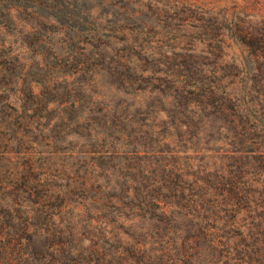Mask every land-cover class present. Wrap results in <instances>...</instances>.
I'll use <instances>...</instances> for the list:
<instances>
[{
	"label": "rangeland",
	"instance_id": "obj_1",
	"mask_svg": "<svg viewBox=\"0 0 264 264\" xmlns=\"http://www.w3.org/2000/svg\"><path fill=\"white\" fill-rule=\"evenodd\" d=\"M101 2V13L126 18L129 28L140 29L138 41L147 48L149 70L143 75L164 79L161 86L169 84L171 74L191 69L214 81L211 72L218 66L222 87L232 78L237 83L249 69L242 63L251 54L261 55L251 64L260 77L264 73V0L90 4ZM52 31L51 42L57 48L62 35ZM7 51V45L0 48V243L8 240L11 250L0 254V264H264V156L221 153L258 141L264 150V138L246 135L244 125L233 127L225 121L228 131L222 133L231 142L238 138L234 145L202 133L194 138L182 132L180 139L171 135L173 141H164L172 131L158 114L157 96L140 92L157 86V81H139L123 91L113 90L105 79L85 90V78L62 81L70 64L60 67L50 56L42 63L28 61L31 49L26 59ZM231 62L240 70L231 68ZM133 94L140 95L137 108L146 114L133 112L131 127L112 124L109 111L101 117L106 104L134 101ZM122 128L137 142L125 140L129 147L122 145ZM144 138L154 147H145L146 153L133 156L134 162L116 153L121 148L142 150ZM214 138L224 143L213 145ZM200 148L205 153H191ZM154 157L179 162L194 157L190 178L156 184L167 177L158 167L146 168L153 181L141 180L136 166ZM191 177L202 178L201 187L215 195L214 205L207 204L214 219L204 225L205 237L193 226L196 211L186 205L200 190ZM184 190L190 193L182 197L179 191ZM258 241L263 246L258 247ZM91 247L96 254H88Z\"/></svg>",
	"mask_w": 264,
	"mask_h": 264
},
{
	"label": "trees",
	"instance_id": "obj_2",
	"mask_svg": "<svg viewBox=\"0 0 264 264\" xmlns=\"http://www.w3.org/2000/svg\"><path fill=\"white\" fill-rule=\"evenodd\" d=\"M90 1L0 0V48H3V45H7V55L12 53L13 57L18 59L25 58L24 56L31 49L33 54L27 57L28 61L34 58L37 63H42L46 57L50 56L57 63L60 62V67L62 64H70L69 73L66 74L67 77L63 78L62 81L65 82L67 78H85L87 79L85 90L96 86L99 81L103 80L106 83L105 79H110L107 83L113 90L120 88L123 91L126 90V86L132 88V85L139 81H157V86L152 84L151 89H143L140 92H145L152 97L157 96L156 101L160 107L155 109L158 110V114L161 113L168 120V129L172 131L167 136H163L164 141H173L174 136L180 139L183 132L190 133L194 138H197L202 133L213 137L220 136L231 142V137H227L222 133V131H228L224 126L225 121L233 122V127L244 125L246 135H255L259 140L264 138V89L260 88L261 85L264 86V73L260 77L261 72H256L257 70L251 64L261 55L251 54L247 61L242 63L243 68L247 66L249 69L245 72L244 77L238 78L237 83L232 78L226 86L222 87L220 84L222 80L216 76L220 70L218 66V71H210L211 75H214V81L210 80L211 77L207 75H201L197 70L196 72H191V69L179 76L171 74L169 76V84L161 86L159 82L164 79H148L147 76L143 75L149 70L145 67V64L148 63L144 54L147 48L138 41L141 35L140 29L135 31L129 28L125 24L126 18H118L114 14L104 15L100 11L105 7V4L101 2L95 5L90 4ZM50 30H56L55 32L62 35V41L57 48L51 42L52 33H50ZM14 45H16L15 48L13 47ZM229 66L235 70H240L232 62ZM222 67L224 66L222 65ZM229 86L230 88H228ZM221 87L223 91L220 90ZM132 98H134V101L133 99L132 101L121 99L118 103H114L111 106L106 104L101 117L104 116L105 111H109L111 114L108 118L112 124L117 121L121 125L125 123L131 127L133 124V112L134 115H137V111L142 115L141 117L146 114L144 110L137 108L140 101H135V99H139L140 95L133 94ZM70 105L76 104L71 101ZM121 111L123 116H120ZM174 116L177 120L176 123H174ZM118 132L123 136L122 145L128 146L123 143L125 140L133 143L137 142L125 129L122 128ZM145 133L147 134V132ZM145 133L142 134V137L145 136ZM148 135L150 136L149 131ZM237 139L236 137L233 138L232 145ZM211 141L213 145L214 143L222 142L219 138H214ZM141 147L142 150H137L136 147L132 149L121 148L116 153L124 155L126 159L134 162L133 156H141L146 153L145 147L153 149L154 146H149L147 139L144 138ZM231 148L227 152L226 150H221V153L228 156L232 154L242 156L241 154H243L249 158L251 156H257L258 158L264 156V150H260L259 141L253 143L252 147L235 148L232 146ZM191 151V153L197 155L198 151L204 152V148ZM158 153H161V151H158ZM170 155L169 151L166 152V156L170 157ZM184 158L186 159V157ZM191 158L194 157H187L185 161L179 162V158L166 160L165 157H154L148 160L147 163L144 160L140 167L136 166V169L141 170V180L146 178V180L153 181V178H149L145 174L146 168L156 171L160 167V171L167 172V177H163L161 181L157 180L156 184L162 183L164 185L166 182L172 181V179L190 178V174H192L189 171L192 168ZM175 163L180 165V167H175ZM142 167L143 170L141 169ZM177 169H179V172L174 175ZM261 171V175L264 176V167L261 168ZM150 176L155 178L154 175ZM208 176H211V174ZM191 182L200 186V190L195 195V200L186 205L196 211L198 221L194 222L193 226H195V230L202 237H205L207 233H203L204 225L214 219L213 211L208 208L207 204L210 203V206L214 205L215 195L210 189L205 192V188L201 187L202 178L194 179L191 177ZM129 191L128 189L125 193H129ZM132 191L136 193V189H132ZM229 192L231 191H227L228 194ZM179 193L183 197V194L187 195L190 191L184 190L179 191ZM149 197L153 199L152 196L149 195ZM159 211L162 214L165 213L163 207H159ZM200 211L202 212L199 213ZM234 212L237 213V211ZM207 213L209 214L206 215ZM226 224L223 221V225L225 226ZM242 227H244L243 224ZM247 238L249 239L247 234H244V239ZM253 239L256 243L257 238L252 237ZM210 242L213 243V240L210 239ZM258 243V247L263 246V243L259 241ZM9 245L8 240L1 242L0 254L3 256L9 254L7 253L8 250H11ZM214 246L215 244H212L211 248ZM86 250H88V254H96L95 248L91 247Z\"/></svg>",
	"mask_w": 264,
	"mask_h": 264
}]
</instances>
